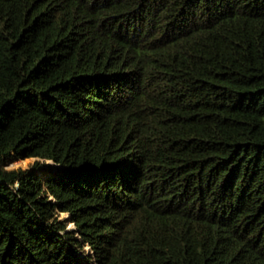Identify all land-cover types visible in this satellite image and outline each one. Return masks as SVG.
<instances>
[{
    "label": "trees",
    "instance_id": "trees-1",
    "mask_svg": "<svg viewBox=\"0 0 264 264\" xmlns=\"http://www.w3.org/2000/svg\"><path fill=\"white\" fill-rule=\"evenodd\" d=\"M0 264H264V0H0Z\"/></svg>",
    "mask_w": 264,
    "mask_h": 264
},
{
    "label": "rangeland",
    "instance_id": "rangeland-1",
    "mask_svg": "<svg viewBox=\"0 0 264 264\" xmlns=\"http://www.w3.org/2000/svg\"><path fill=\"white\" fill-rule=\"evenodd\" d=\"M35 158L33 157H26V158H15L11 161L7 162L6 168H16V169H26L30 166V164L34 161ZM50 162V161H49ZM62 217L67 216L66 213L62 212L60 214ZM74 224L72 222L69 223V227L72 228ZM88 248V246H87Z\"/></svg>",
    "mask_w": 264,
    "mask_h": 264
}]
</instances>
